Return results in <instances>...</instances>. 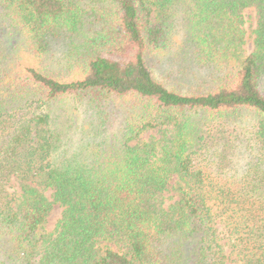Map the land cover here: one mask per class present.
Wrapping results in <instances>:
<instances>
[{
    "label": "trees",
    "instance_id": "obj_1",
    "mask_svg": "<svg viewBox=\"0 0 264 264\" xmlns=\"http://www.w3.org/2000/svg\"><path fill=\"white\" fill-rule=\"evenodd\" d=\"M219 224L264 264V0H0V264H228Z\"/></svg>",
    "mask_w": 264,
    "mask_h": 264
},
{
    "label": "rangeland",
    "instance_id": "obj_2",
    "mask_svg": "<svg viewBox=\"0 0 264 264\" xmlns=\"http://www.w3.org/2000/svg\"><path fill=\"white\" fill-rule=\"evenodd\" d=\"M245 15H244V27L245 29H249V27L251 26L252 22H253V16H254V12H253V8H248L245 9ZM51 49L47 52L45 59L43 60L44 65H46L48 67L49 70H63V47L61 45V42L56 39V41L52 42L51 44ZM246 50H248L249 48L247 46H245ZM62 67V68H61ZM194 68H196L195 65H193ZM200 72H198V69L194 72L195 76H193L191 78V80L197 79L194 83V85L199 84L198 82H200L201 84L204 83L205 81H207V78H210V75L203 69L199 70ZM202 72V74H201ZM193 73V72H192ZM62 75L64 74L63 72L61 73ZM196 77V78H195ZM69 107V105H68ZM68 107H64L61 108V110H58L60 112L57 111V118H58V122L61 124L62 126L61 128H63L65 130V132L63 133L65 135L66 138V148H70L73 149V146L75 147V144L78 143H83L85 145L86 142H90L93 143L94 141L99 140L98 138H100V135L96 132H94L93 130L89 131V125H91V128L94 127L95 125V121L94 118L90 115L91 111L88 109V106L86 107V105H81V107L79 108H68ZM121 125L119 123V121L117 120L114 125L112 127H110L108 129V134H114L116 135L119 131H120ZM95 129V128H94ZM95 133V135H94ZM109 135V136H110ZM148 134H146L145 136H147ZM63 144V142H62ZM65 150V149H64ZM243 150V149H242ZM246 158V153L240 154V156L237 158V161H239L240 163H243L244 160ZM18 187V184L15 182V180H12V188L10 189V191L14 192V190ZM52 191L50 189L45 190V194L50 197ZM166 197H170L173 195L172 191H166L164 192ZM166 199L167 202L171 201V199ZM62 210L63 208L60 207L58 204L54 205L48 219L47 222L45 224V230L46 231H51L57 220L61 217L62 214ZM219 231H221V243L224 246V250L225 253L227 255H229V259H228V264H238V260L236 258V256L232 253V247H231V242L229 241V239L225 236L224 234V229L223 227L219 224Z\"/></svg>",
    "mask_w": 264,
    "mask_h": 264
}]
</instances>
